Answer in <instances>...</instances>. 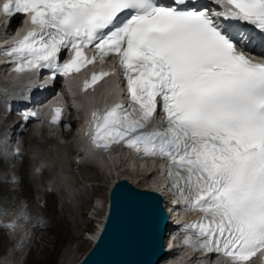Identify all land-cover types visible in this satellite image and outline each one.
Wrapping results in <instances>:
<instances>
[{
  "label": "snow or ice",
  "instance_id": "obj_1",
  "mask_svg": "<svg viewBox=\"0 0 264 264\" xmlns=\"http://www.w3.org/2000/svg\"><path fill=\"white\" fill-rule=\"evenodd\" d=\"M209 4L222 11L194 0H6L5 15H31L0 54L17 73L50 69L53 79L118 56L129 102L93 111L91 145L167 160L169 190L202 214L183 226V243L249 264L264 250V63L238 49L223 21L264 32V0ZM64 50L71 57L61 64ZM109 75L93 73L85 90ZM158 104L166 126L149 130ZM52 111L58 124L63 109Z\"/></svg>",
  "mask_w": 264,
  "mask_h": 264
},
{
  "label": "bare ground",
  "instance_id": "obj_2",
  "mask_svg": "<svg viewBox=\"0 0 264 264\" xmlns=\"http://www.w3.org/2000/svg\"><path fill=\"white\" fill-rule=\"evenodd\" d=\"M0 77H2V80H0V87L1 88H8V87L13 86L14 84H17V85L20 84V82H18L17 75H15L12 72H9L8 74L2 73L0 75ZM111 81H112V79H108L103 85H99L97 87V91L96 92H98V91L101 92L103 90H112L114 88V85L112 84ZM66 82L68 83V85H70L72 83V81H69L68 79H66ZM71 92H72V90H70V93ZM96 92H94V93L72 94L71 95V99H72L73 105L76 108H79L78 111H80L82 113H86V102L88 101L89 98H91V96H94V94ZM45 107L46 106L42 107L41 110L45 109ZM38 123H39L38 121H34L33 125L30 124V123L27 124V130H26L27 132L26 133L27 134L29 133L28 137L31 136L30 133H32V136H33L35 134L36 130L37 131L40 130V131H44V132L48 130L49 133H52V131L54 130V127H52V125L48 126V127H43V126H38ZM71 126H70V128H71ZM60 132L63 135L62 129L60 130ZM68 135H69L68 132L65 133L64 134V138H66ZM73 136L76 137V134H74ZM27 138H26L27 142L33 143V148L31 147L33 155L31 157L30 164L33 166L36 163L37 160L41 161L43 163H46V164L47 163L48 164H53V165L55 164L57 166V168H53L52 169V171H51V180H50L49 177H44V179H48V183L49 184L50 183L51 184H59L60 187L66 189L65 193H68V194L73 193L72 188H69V181H70L69 180L70 179L69 176L68 175L66 176L63 173V171L61 170V168L58 167L59 165H61V163L65 164V162L69 161V158H67L65 156H62L63 160L60 159V158H56L55 159L54 155H55V150L56 149L54 148V144L57 143V142L54 140V138L52 137L53 138L52 139L50 137V140L46 141V142H45V140H43L41 142V144L35 143L36 140L33 139V138H28V139ZM46 138H48V136ZM74 144L76 145V147H78L79 145L80 146L83 145L77 138H74ZM67 145L68 144L65 143L63 145V147L65 146V147L70 148V154L72 155V152L74 151L75 148H72L71 146H67ZM89 155H90V157H89L90 160L86 161V162L84 161L82 163L83 167L85 166L88 169H92V170L95 169L96 170L97 167H98L97 164H99L100 167H102L104 169V171L107 172L106 179H108V181H107L108 187L111 184V182L115 178H118V177H126L130 181H132L133 183H135L134 180H137V181L141 180L142 181V185H140L139 187L158 188L159 189L161 184H162V179L160 177H157V176L155 177L153 175L152 176H148V175L145 174V171L150 167L151 164H148L146 162H144V163L142 162V166L141 167L138 166L135 163V161L132 159V157L129 155V153L127 151H125L124 149H119V151L118 150H114V149H109L106 152H102L100 150H95V151H92L91 153H89ZM4 156L8 160L11 158L5 152H4ZM24 159H25V161L29 160L28 156L26 154H25V158ZM120 160H124V162L126 161L127 164L131 165V166L135 164V168L137 167V168H139V170L136 171L137 170L136 169V170L133 171L131 167H130L131 169L119 167ZM13 161H15V160H13ZM15 163H17V162H15ZM53 165H52V167H53ZM32 166H31L30 169L29 168L25 169V174L22 173V170H21L22 167H18L19 169L16 172L18 174L17 175L14 174L16 176V178L20 177V183H22L21 186H20V188L22 187L20 193H22L23 195H20V193H19V196L23 197V200H25L26 206L28 204L29 212H36L37 211V212H42L44 215H48L49 225H46L44 227L45 228L44 230H46V231H44V230L43 231H39L40 234L41 233L43 234V232L46 233L48 231L50 233L58 234L59 233V229H60V220L57 217H51L50 213H49L50 212L49 210L53 209L52 207L54 206L56 211L52 210L51 212H54V213H56L58 215L60 214L59 212L62 211V209L60 210V207L62 206V204H60V203L63 202V200L61 198V195H62L61 192L62 191L60 192V196H56L55 193L52 192L51 190L50 191H47V190L43 191L42 188H40L42 186V180L40 179L41 175L39 177H38L37 174L34 175L32 177L33 180L29 178V175H31ZM80 169H81V167H80ZM10 170L11 171H15V168L12 167ZM25 175H26V178L31 182V185H32V181H33V183H34L33 187L34 188L36 187L35 188V193L34 192L31 193L32 186L30 184H28L27 180L24 178ZM83 177H84L83 179H86V180L88 179L86 175H84ZM14 182H16V181H14ZM14 182H9L8 180H6V178L4 180H2V181L0 180V193H2L3 191L6 192V188L4 186L5 183H10V185H12V184H14ZM33 194H39V195H41L44 198V200L46 201V206L48 205L46 210H40L39 209V206L36 204V202L34 200ZM0 195H1L0 200H1V198H3L5 201H7L6 210L7 211H13L14 212L13 215L16 216V214L21 211V205L18 203V201L14 200L15 196L9 197V195L7 193L4 194L5 196L2 195V194H0ZM52 195H54V197ZM70 195L73 196V194H70ZM164 195H165V198H167V195L166 194H164ZM55 197L58 199V205H56V203L54 205ZM63 198H64V196H63ZM11 199L14 200L15 206L11 205ZM57 199H56V201H57ZM59 201H61V202L59 203ZM71 201H72V199H71ZM88 201L86 200V203ZM94 201L96 202V200H94ZM20 202H22V201H20ZM95 202L89 201L88 207H95V205H94ZM163 202H164V206H168V202H165V199L163 200ZM86 206H84V207H86ZM49 207H50V209H49ZM104 209H105V207H104ZM173 212H175V208L174 207H173ZM4 214H6V213L1 214V212H0V215H4ZM103 215H104V210H103V213H102L101 217L96 219V223H94V224H96V227H95L94 231H91V232L89 231L87 233L86 238H88L90 241H92L93 238L95 237L97 229L101 225V221H102ZM174 215L175 216H182L183 213L181 212L180 214H178L177 212H175ZM170 217H171V215L169 214L168 218H170ZM61 219H63V217H61ZM53 222H55L56 225L55 224L52 225ZM7 226H8L7 228H8V232L9 233L6 234V237L4 235L5 233L0 231V250L2 249V251L0 252V259H1L0 264H5L7 262V258L12 254V251H13L12 248L19 247V248H23L24 249L27 246V243L26 244H23V243L16 244L15 240L18 237L22 238V237L26 236L30 232L29 233V237H28V240H29L31 235H32V232L34 231V228H31L32 229V231H31L28 222H25L22 218L16 219L14 223L13 222L7 223ZM167 229H168V226H167V228L164 231L165 245H166V239H167V232H166ZM45 233L43 234V240H47L48 239L49 242H55V241L58 240V245H60L61 242H63L65 240V239L64 240H59L58 236L51 237V236H49L50 233L46 234V235H45ZM45 237H47V239ZM7 238H11V239L8 240ZM33 241L35 242V238L33 239ZM31 248H33L32 245L29 247V250H28L27 253H29ZM47 251H49V247H48L47 244L45 246H43L42 250H40V252L38 253V256H36L33 253V250L31 249L29 257H27L28 255L26 256L27 257L26 263L24 261L23 264H27V263L28 264H61V263H59L60 262V258H57V257L53 256L52 251L56 252V249L52 250L51 252H47ZM183 252L184 251L181 250V253H183ZM30 258H31V260H30ZM177 258H178V256H174L171 259L175 260ZM164 259L165 258H163V260ZM12 260H15V258L12 259ZM50 260H52V262H50ZM163 260L160 261L158 264H163ZM192 260H193V258L189 259V261H192ZM16 264H17V262H16Z\"/></svg>",
  "mask_w": 264,
  "mask_h": 264
},
{
  "label": "rangeland",
  "instance_id": "obj_3",
  "mask_svg": "<svg viewBox=\"0 0 264 264\" xmlns=\"http://www.w3.org/2000/svg\"><path fill=\"white\" fill-rule=\"evenodd\" d=\"M2 78V77H1ZM1 80V79H0ZM27 131L23 132V137H25V139L28 137V134L26 133ZM69 133V131H68ZM32 136V133H30ZM51 135H53V138L55 136V138L60 139L62 142L61 143H55L54 144V148L55 150V158H57L61 153L62 156H65L67 158H69V161L62 163L61 164V170L63 171V173L67 176H69V188H72L73 194L70 195L68 193H65V191L61 188L58 189V191L55 193L56 196H60V192H61V198L63 200L62 203H60L61 201H59L60 204H62V206L60 207V210L62 209V211H60L59 215L51 212L52 210H55V207L53 206V209H50L49 207V213L51 217H57L60 220V229H59V233L55 234V233H50L48 232H43V234H49V236L51 237H55L58 236L59 240H64L63 242H61L60 245H58V240L55 242H49L47 237H45L47 240H43V234L39 231H43L45 228H39V229H35L32 232V235L30 237V239L28 240L27 246L23 249H21V251L18 253L19 256L22 259V264L26 263L27 257H29V254L31 252V249L33 250V253L38 256V253L40 252V250H42L43 246H45L46 244L49 247V251L47 252H51L52 250L56 249V252L52 251L53 256L60 258V262L61 264H71L73 261H75L84 251L85 249L89 246L90 244V240L88 238H86L87 233L90 231H94L95 227H96V219L100 218L104 207L106 206V201H107V181L108 179H106L107 177V172L104 171V169L100 166L97 167V169L92 170V169H88L85 166L83 167L82 163L79 164H75L72 160H71V154H70V148L68 147H63L64 143L63 141H65L64 138L60 137V135H62L58 129H54L52 131V133H49V131H40V130H36L35 134L31 137L29 136L28 138H33L36 140L35 143L37 144H41V142L43 140L49 141L50 138H46L47 136L49 137ZM46 136V137H45ZM64 136V135H62ZM27 138V139H28ZM45 138V139H44ZM52 138V136H51ZM52 138V139H53ZM56 141V139H54ZM27 142V141H26ZM48 143V142H47ZM67 146H71L69 145V143ZM33 148V143L27 142V143H23V154L20 153V155L16 158L15 161H12L13 163V167L15 168V171L17 172V170L19 169L18 167H22V173L25 174V169L27 168H31V156H29V152H30V148ZM25 151V152H24ZM58 153V154H57ZM25 154L28 156V161H25ZM60 158V157H59ZM63 160V158H60ZM123 161V162H122ZM17 162V163H15ZM67 163V164H66ZM121 165V166H120ZM120 165L119 167H123V168H129L134 171H138L139 168H135V164L134 165H128L127 162L124 160H120ZM125 165V166H124ZM127 165V166H126ZM94 166V165H93ZM129 166V167H128ZM81 167V169H80ZM131 167V168H130ZM141 167V166H140ZM49 171L48 170H44L42 172V176L48 174ZM18 174V173H17ZM71 174V175H70ZM20 175V174H19ZM84 175L87 176V180L83 179ZM41 177V176H40ZM48 177V176H46ZM28 184L31 185V182L26 178V175L24 177ZM29 178L33 180L32 176L29 175ZM135 183H133L135 186H140L142 185V181L141 180H134ZM72 185H71V184ZM137 183V184H136ZM22 183H20V177H18V181L14 182V184L10 185V183H5L4 186L6 188V192L3 191L2 195L4 194H8L9 197H13V196H19V193L21 192L22 187L20 188ZM32 190L31 193L34 192L35 193V188L34 183L32 181ZM66 194V195H65ZM20 195H23L22 193H20ZM5 196V195H4ZM54 197V195H52ZM64 196V198H63ZM1 197V195H0ZM44 199V198H43ZM56 197H55V201H54V205L56 203V205H58V199L56 201ZM72 199V201H71ZM85 200V201H84ZM86 200L88 201H93L96 200L95 202V207H88V203L89 201L86 203ZM76 202V203H75ZM85 204V205H84ZM86 207H84V206ZM48 207V205L46 206V201L44 200V205L40 206V210H46ZM57 208V207H56ZM61 215V216H60ZM47 216V220H48V215ZM61 217H63V219H61ZM56 218V219H57ZM55 224V222L52 223V225ZM47 225H49V222L47 223ZM56 225V224H55ZM46 231V230H44ZM6 237V236H5ZM35 238V242L33 241V239ZM90 241V242H89ZM32 245L33 248L30 249L29 253V247ZM2 251V249L0 250V252ZM63 251V252H62ZM36 252V253H35ZM46 252V253H47ZM28 255V256H27ZM27 256V257H26ZM31 260V258H30ZM53 260V259H52ZM52 260H50V262H52ZM163 259H161L162 261ZM28 264V263H27Z\"/></svg>",
  "mask_w": 264,
  "mask_h": 264
},
{
  "label": "water",
  "instance_id": "obj_4",
  "mask_svg": "<svg viewBox=\"0 0 264 264\" xmlns=\"http://www.w3.org/2000/svg\"><path fill=\"white\" fill-rule=\"evenodd\" d=\"M167 222L158 191L116 178L95 237L71 264H157L165 253Z\"/></svg>",
  "mask_w": 264,
  "mask_h": 264
}]
</instances>
